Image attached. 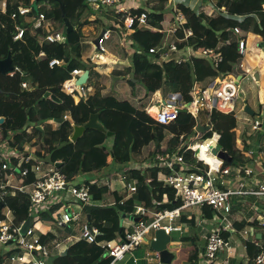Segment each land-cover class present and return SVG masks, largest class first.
Listing matches in <instances>:
<instances>
[{"label": "trees", "instance_id": "trees-1", "mask_svg": "<svg viewBox=\"0 0 264 264\" xmlns=\"http://www.w3.org/2000/svg\"><path fill=\"white\" fill-rule=\"evenodd\" d=\"M3 1L0 0V3ZM5 1L6 11H3L0 6V60H5L11 55L13 66L18 67L22 74L10 76L0 73V118H5V123L0 126V149L6 152L8 150L6 146L9 147L14 136L22 132L28 134L26 131L31 128V134L26 135L29 137L26 139L35 148L34 155L37 161L43 163L46 153L54 165L63 164L60 169L55 167L56 170L66 174L75 182L80 175L102 172L111 164L120 166L129 164L127 171L136 178L133 181L138 188L134 194L137 197L133 196L124 203L118 201L113 205L104 206L100 203L104 193L108 192V187L98 184L90 185V192L97 204L89 214L93 225L99 228L97 244L80 241L70 246L67 254L58 260H65L67 264L70 255H76L75 262L78 264H110L112 259L105 258L106 251L99 244L122 240L121 237L127 233V229L122 226V221L133 216L138 200H142L145 207L152 211L172 210L178 206L174 203V191L159 180V174L170 173L168 169L158 165L149 167L146 169L150 172L148 177L147 172L135 166L152 164L157 153H165L167 150L178 147L181 135H194V127L198 122L203 125L208 123L204 110L199 112L196 119L185 110L181 112L175 123L169 126L158 125L146 110L152 95L162 91L166 96L170 86L173 85L180 90L182 101L189 103L194 100L191 90L195 82L206 87L218 73L223 76L240 75L241 59L238 56L240 38L235 35L234 28H241L243 34L252 32L264 37V0H214L215 6L201 12L195 24L192 25L195 36L188 42L189 46L195 49L210 47L221 51L226 45V59L217 70L218 73L212 68L208 59L199 56L190 58L185 56L187 59L180 65L175 62L163 64L155 62L149 56V49L159 41L162 35L137 29L130 36L133 54L130 56L132 61L129 72H132L133 77H129L127 82L133 89L136 87L133 80L142 82L146 93L143 100H139L136 105L120 101L114 95L102 92L101 82L96 79L99 75L94 69L95 65L92 63L87 65L82 59L85 53L93 49L92 41H87L82 32L83 28L92 24L90 17L94 14L91 10L87 11L86 5V2L91 0H60L65 7L67 18L74 27L69 34L66 32L60 4L56 0L39 2L24 0V7H28L30 13L27 16L18 15L16 19H12V15L18 11L16 0ZM162 4L155 8L156 15H150L151 23L164 21L165 16H160L164 9ZM184 10L190 15L188 9ZM40 14H45L47 19L54 21L51 32L63 34L66 37L65 44H51L45 39V30L35 29L36 20ZM104 18L101 15L95 22L104 26L102 24ZM17 26L25 29L23 39L18 41L15 40ZM184 48V45L180 46L181 50ZM40 52H44L46 57L40 58ZM54 59L63 63L50 67V61ZM78 67H83L90 72L87 89L90 84L95 86V90L92 93L89 92L87 97L80 99L79 102H77L78 94L76 97L64 91V83L72 78V71ZM23 83L28 84V90L23 88ZM47 92L54 94L60 103L45 98ZM93 114H100L101 124L107 132L114 134L112 148L105 145L108 139L107 134L97 130H88L82 138L71 142L74 126L86 124ZM66 117L69 119L64 122H55ZM50 121L52 123H49ZM212 123L213 131L203 134L202 139H208L213 135L218 137V145L233 159L231 164L225 163L226 166L238 167L246 164L245 155L249 146H242L239 142L238 122L234 113L224 114L213 111ZM38 126H41L43 131H39ZM35 137L39 139L38 143L32 142ZM185 157L189 163L195 162L191 153L186 154ZM10 161L11 164L15 163V158L11 157ZM22 167L26 168L28 165L24 163ZM35 179L36 176L30 174L27 181ZM84 184L86 182H81L79 186ZM144 189H148V196ZM166 194L171 198L169 203L163 202ZM6 200L16 224H20L22 220L28 218V215L30 216V207L22 200L21 194L16 197L8 195ZM59 207L61 205L57 204L48 212L41 213L40 219H51L50 212L55 213ZM204 211L209 217L213 215L207 209ZM1 219H4L3 213H0ZM51 222L53 227H60L58 219H51ZM235 226L237 230L247 226L254 227L257 231L264 230V227L258 226L257 222L242 221ZM221 236L229 240L231 233L221 232ZM52 238L54 234L49 231L44 236L43 242ZM177 239L185 244V247L182 246L179 250L184 255L183 261L186 264H201L202 251L197 244L199 237L179 235ZM263 240L264 237L258 243H247L248 261L240 262V264H254L256 256L264 251V245L261 244ZM179 260L182 259L178 257L174 264H183ZM230 263L237 264L234 256ZM130 264L133 263L130 262Z\"/></svg>", "mask_w": 264, "mask_h": 264}, {"label": "built area", "instance_id": "built-area-1", "mask_svg": "<svg viewBox=\"0 0 264 264\" xmlns=\"http://www.w3.org/2000/svg\"><path fill=\"white\" fill-rule=\"evenodd\" d=\"M165 1L173 6L170 10L173 17L168 27H163L162 21L155 24L150 22V15L155 13V8L163 3L162 0H91L92 7L96 12L100 14L103 12L114 13L116 21H109V25L112 27H105L106 31L98 49L92 43L95 53L88 61L95 65V69L99 66L102 68L109 66V61L104 60L109 54V48L105 42L110 43L114 34H119L120 45L124 46L123 42L138 29L162 35L159 41L149 49V56L159 64L175 62L180 65L187 58L199 56L208 59L215 71L221 68L226 59V45L221 51L210 47L195 49L188 45V42L195 36L192 25L195 24L194 22L197 21L201 12L213 6L215 1L185 0L184 2L179 1V3L175 0ZM192 3L195 4L193 7L191 6ZM184 9H188L190 15ZM17 10L12 15V19H16L18 15L27 16L30 13V9L24 6L18 7ZM94 17L92 18L93 22L97 20ZM50 23L51 20L47 19L45 14H40L36 20L35 29L45 30V39L49 43L65 44L66 37L59 32L52 33L53 24ZM24 32V28L17 26L15 40H22ZM234 33L240 38L238 40V56L242 60L247 53L246 40L242 36L243 30L241 28L235 27ZM182 45L185 46L184 50L180 49ZM259 54H262L261 49H259ZM39 57L44 58L46 54L40 52ZM62 63L63 61L54 59L50 61V67L59 66ZM239 68L240 70L243 69V64ZM17 73L22 74V71L15 67L9 75L14 76ZM82 73L83 70L74 69L72 78L64 83V91L67 94L76 97L78 94L77 102L80 99H85L89 93L88 82L76 86V80L81 77ZM236 76V74L223 76L218 73L216 78L206 87L195 82L191 90L194 100L189 103L168 99L162 91L154 94L146 110L156 124L169 126L175 123L181 112L185 110L195 119L199 112L204 110L207 114L208 123L203 125L198 122L194 127V135H181L178 147L167 150L168 152L165 153H157L153 158V163L146 164L149 165L148 167L158 165L169 170V174H159V180H162L168 188L174 191V203H177L178 206L172 210L152 211L148 210L145 205H136L137 220L123 235L124 239L121 237L122 240L120 241L113 240L99 244L106 251L105 258L112 259L110 264H127V261L137 264L138 259L135 252L144 244H150L155 240L154 234L158 230H164L170 236L175 233L182 235L184 226L180 223L181 218L185 215L184 211L194 207H199L202 211L207 209L212 212L213 220L219 224L214 232L209 233L202 240L201 264H230L231 258L238 250L239 242H241L236 238V234L245 239L244 243L242 242L244 250H246L248 242L258 243L257 234L263 235V233L255 232L257 230L254 227L237 230L235 225L247 219L248 216L252 217L251 213H255L256 207L251 203L253 199H261L264 202V165L258 168L259 161H257L255 165L226 166V162L217 153H214L220 147L218 137L213 135L208 139H202L203 134L197 129L198 125L201 124L209 126V132L213 131V111L224 114L234 113L239 130L249 126L251 128L249 131L256 133L264 128V121L251 118L252 116L245 112V106L239 111L236 110L241 85V81ZM71 84L75 87H72ZM22 86L28 90L27 83H23ZM158 103H162V106L155 105ZM242 112L247 117H242L240 115ZM66 119L68 118L66 117ZM26 149H34L33 155L29 156L30 151L20 152L19 155L22 154L24 158L22 163L11 164L10 158L14 156L10 157V153H0V213L4 215V219L0 220V264H57L63 253L70 248V243L75 239L74 237H67L61 242L55 243V239L59 236L56 234L54 238L44 243L43 238L47 233L37 231L34 227L32 214L38 216L56 207L57 204L62 206L64 201H67V196L73 198L75 203L81 204L82 208L84 206L96 207L90 192V185L97 182L96 179H90L86 184L79 186L78 180L75 182L56 169L42 172V163H39L34 155L35 148L31 144H27ZM188 153H191L194 163H189L186 160L185 155ZM203 153L212 156L215 162H218L216 166L207 163L201 157ZM255 155L256 152L251 150L247 157L251 159ZM33 161H35L36 166L31 168ZM24 163L28 167L23 168ZM136 168L140 167L136 166ZM30 174H34L36 179L28 182L27 179ZM127 180L126 176L122 177L124 184ZM127 191L128 195L131 196L138 191L135 182L134 184H127ZM18 194L22 195V200L30 207V216L28 215V218L22 220L20 224L15 223L13 212L9 209V204L6 203L8 195L16 197ZM163 202L169 203L171 198L166 194ZM66 203L68 204L70 201ZM236 207L238 208L235 210ZM148 213L152 215L151 220L145 219ZM236 213L241 214V216ZM231 215L236 216L233 221L228 220V216ZM28 219H30V226L23 233V227ZM57 219L59 226L68 227L70 224L79 221L80 216L79 213L75 212H73V216L64 213L62 217L58 216ZM248 222H257L258 226L264 227V222H260L258 218H251ZM252 229H254V237L248 239L247 237L252 234ZM221 232L231 233L230 239L225 240L221 236ZM99 235V228L94 226L91 221V223L84 225L78 240L88 244H97V236ZM53 242L55 243L54 250L57 251L56 255H53L52 250H50V244ZM154 255L155 258L148 254V260L157 262L159 259L156 254ZM253 263L264 264V251L256 256Z\"/></svg>", "mask_w": 264, "mask_h": 264}, {"label": "rangeland", "instance_id": "rangeland-1", "mask_svg": "<svg viewBox=\"0 0 264 264\" xmlns=\"http://www.w3.org/2000/svg\"><path fill=\"white\" fill-rule=\"evenodd\" d=\"M4 2L5 1L0 3L1 8H4V4H5ZM86 5H87V11L91 10L96 18H98L101 15L105 17L102 24H105L106 27H112L108 23L109 21H116V16L114 13L103 12L102 14H100L94 11L92 7V3L90 1H87ZM160 16H165L164 21H163V27H168L169 22L173 17V13L170 12V10H163V13H161ZM92 18L93 16L90 17V20H92ZM50 24H54V21H51ZM98 27H99L98 23L95 24L92 21V24L82 29V32L86 36L87 41H89L90 39H92V37L95 36V33L97 32H94V31ZM242 36H246V34H243ZM114 38H117V34H114ZM114 42L115 41H112L110 43L105 42V45L109 47ZM248 42H249L250 49L249 48L247 49L246 56L241 60V64H243V69L240 70V75H243L244 78L241 81L239 96H238L237 103H236V110L239 111L243 106L246 105L245 103H247L255 111V116H252L251 118L260 119L264 121V39L257 38V36L254 37L253 35V36L248 37ZM123 43H124L123 47L119 43H114L111 45V48L108 50L110 54L109 58L111 59H109L108 57L104 58V60L109 61L110 65L105 66L104 68H102V66H99V68H97L96 70V73L99 76H103V78L98 76V78L96 79L100 80L99 82H101V85L103 87L102 92L106 94L109 93L111 95H114L120 101H126L133 105H136V103L139 102V100H143V97L146 93L145 92L146 89L144 85L142 84V82H138L136 79L133 80L136 86L134 89L127 82L128 78L132 76V72L130 73L129 71H130V64L132 61L130 56L133 54V48H131L132 43L129 39H126ZM259 49L263 50V55H258ZM94 53H95L94 48L93 49L91 48L87 53H85V56L82 58L85 64L91 65V62L88 60H90V58L92 57ZM78 69L83 70V73L81 74L82 76L86 69L83 67H78ZM103 72H107V73H103ZM256 73H259V76H260L259 81L255 78ZM79 78L80 77H78L77 80ZM73 86L74 85H72V87ZM90 87L92 88V90H95L94 89L95 86L93 84H90ZM169 90L170 91H168L166 94L168 99L179 101V102L182 101L180 90H178L176 86H173V85L170 86ZM153 95L151 97L149 104L152 101ZM155 105L158 107H161L162 103H158ZM240 115L242 117H247V115L243 112ZM239 126H240V123H239ZM250 129L251 128L249 126L242 127L241 131L244 132V135H242V137L246 136L247 139L250 138V140L254 142L256 140L255 133H251V132H250L251 134L247 133V131ZM28 134H31V132ZM19 136L22 137L23 135L19 134ZM26 138H29V137L26 136ZM243 140L244 138L242 139V141ZM113 143H114V137H110V138L108 137L105 145L108 148H112ZM6 148L9 149L10 145L9 147L6 146ZM41 165L43 167V170L46 172H49V170L55 168L54 167L55 165L48 160L43 162ZM148 166L145 165V166H139V167L142 168L143 172H147V176L149 177L150 172L146 171V169L149 168ZM128 168H129V164L125 166H120L118 164H111L109 167L105 168L103 172L92 173V175L90 174L91 179H95L96 176L102 173L103 175L106 176V178H110L108 182L104 185L105 187H108L109 190L108 192L104 193L102 202L100 203L101 205H104V206L111 205V203L113 202L112 201L113 198L115 197L121 198V196H123L125 193L128 195L127 184H134V181H133L134 175L130 171H127ZM123 176H126L128 179L126 181V184H124L122 181ZM103 180H104V177L101 178V181ZM116 192H118L119 194H114ZM66 200L70 201V203L67 204L66 203L67 201H64L63 205L59 207V209L56 210L55 213L50 212L49 218L57 220V217L58 216L62 217L64 213H67L73 216V212H75V213H79L80 219L79 221L74 223V226L70 224L68 227L67 226L58 227L59 236H57V238L55 239V243H57V241L61 242L63 239L69 236H73L75 237V239L79 238L81 236V229L84 227V225L91 223V220L88 219L89 212L86 210L85 206L82 208L81 204L75 203L74 199L71 198L70 196H67ZM251 203L256 207L255 213H251V216H253V218H258L260 222H264V202L263 200L253 199ZM237 208L238 207H236L235 210ZM184 214L185 215L182 216L183 219L180 221V223L184 226V233L182 235H180L179 233L172 234L171 237L172 239L173 238L176 239L179 235L180 236H185V235L186 236L187 235L198 236L199 240L197 244L199 246V250H201V243H202L203 238L207 236L209 233L214 232L215 229L218 228L219 224L218 222H215L213 220V215L211 213H210L211 217H209L206 215L205 211H202L201 208L199 207L187 209L186 211H184ZM32 215H33L32 219L34 222V227L37 229L38 232H45L47 227L51 228V226L53 225V222H51V219L41 218V221H40L41 215H38V216L34 214ZM238 215L241 216V214H238ZM235 218H236L235 215L228 216V220L230 221H233ZM128 219L129 221L133 222L135 218L133 216H130V218ZM70 229H72V231H70ZM252 236L254 237V229H252V234L249 235L247 238L253 239ZM236 238H238L239 241L244 243L245 239L240 237L238 234H236ZM55 243L53 242L50 244V250H52L53 255L57 254V251L54 250ZM176 243H181V245L185 247V244H183L180 241ZM150 244H149V248H151ZM261 244L264 245V240L261 242ZM72 245L73 244H70L71 247ZM175 247L176 246L173 243H170L168 245V249L170 251L177 253V259L179 257L180 259H182L179 261L183 264H186L183 261L184 255H182L178 251V248H175ZM76 258H77L76 255L74 256L70 255L67 264H78L77 262H75ZM155 263L156 261L152 262V264H155ZM57 264H66V262L65 260H60L58 261Z\"/></svg>", "mask_w": 264, "mask_h": 264}, {"label": "crops", "instance_id": "crops-1", "mask_svg": "<svg viewBox=\"0 0 264 264\" xmlns=\"http://www.w3.org/2000/svg\"><path fill=\"white\" fill-rule=\"evenodd\" d=\"M5 1V0H4ZM32 1H34V0H32ZM163 1V10H172V5H170V4H167L166 3V1L165 0H162ZM177 3H179V1H182V2H184L185 0H175ZM165 2V3H164ZM5 3V8H2V10H6V1L4 2ZM25 2H24V0H16V4L18 5V7H23V6H25V4H24ZM166 4V5H165ZM160 5V4H159ZM195 4L194 3H192L191 4V6L193 7ZM215 6V2H214V4H213V6H210V7H214ZM159 7V6H158ZM209 7V8H210ZM209 8H207L208 10H209ZM263 8H264V6H263ZM216 9V8H215ZM97 22H95V24H96ZM98 25H99V27L94 31V32H97V33H95V36L94 37H92V39H90L89 41H91L92 40V43H93V40H95L97 37H99L100 36V34L102 33V30H104L105 29V27L106 26H101L99 23H98ZM105 25V24H104ZM244 33V32H243ZM246 33V37L245 36H243L244 37V39L246 40V45H247V49L249 48L250 49V46H249V42H248V37H250V36H253L254 35V37H256L257 36V38H261V39H264V37H262L261 35H256L255 33H252V32H245ZM127 39H129L130 40V38L128 37ZM236 39H238V37L236 38ZM112 41H115L114 43H119L120 44V35L119 34H117V38H113L112 39ZM111 41V42H112ZM114 43H112V44H114ZM111 44V45H112ZM111 45L108 47L109 49L111 48ZM123 47V46H122ZM132 48V47H131ZM110 54H108V58L110 57L109 56ZM258 55H263V50H262V54H259V50H258ZM109 59H111V58H109ZM95 69V68H94ZM97 69H95V71H96ZM103 73H107V72H103ZM106 77H108V76H106ZM101 78H103V76H101ZM100 80H98V82H99ZM88 91L90 92V93H92L93 92V90H92V88L91 87H89L88 88ZM68 119H69V117H68ZM49 123H52V121H50ZM43 129V128H42ZM31 131H30V129L28 130V133H30ZM238 133H239V142H240V144L242 145V146H249V150L247 151V153H246V159H247V163L246 164H251V165H255L256 163H257V161H259V164H258V168H261L262 167V165H264V128L262 129V130H260L259 132H256L255 133V135H256V140L254 141V142H252L251 140H250V138H248L249 139V141H248V139H247V137L246 136H243L242 137V135H244V132L243 131H241V130H239L238 129ZM247 133L248 134H251L250 133V131L248 130L247 131ZM23 136L21 137V136H19V135H16V136H14L13 137V139L11 140V142L9 143V145H10V148L6 151V152H4V153H2L1 152V149H0V153L1 154H7V153H10V157L11 156H14V158H15V163L16 162H18V163H22V161H23V155H19V153L20 152H28V151H30V153H29V156L30 155H33L32 153H33V151H34V149H26V145L27 144H29L28 142H27V139H26V135H28V134H25V132H22L21 133ZM244 138V140L242 141V139ZM32 142H39V139L37 138V137H35L33 140H32ZM31 144V143H30ZM32 145V144H31ZM251 150H254L255 152H256V155L253 157V158H248L247 157V154L251 151ZM47 154L45 153V157H44V160H43V162H45L46 160H48V161H50V157L47 155ZM19 157H20V159H19ZM51 162V161H50ZM35 161H33L32 162V164H31V168L33 167V166H36L35 164ZM52 163V162H51ZM12 164H14V162L12 163ZM133 166H135V165H133ZM138 166V165H137ZM55 167V166H54ZM136 167V166H135ZM41 168H42V172H46V171H44L43 170V167L41 166ZM54 169H56V168H53V169H51V170H54ZM50 171V170H49ZM103 172V171H102ZM92 175V174H91ZM102 177H104V180L103 181H101V178ZM91 178H90V175H80L79 176V178H78V182L79 183H81V182H87V181H89ZM95 179H97V180H95L97 183L96 184H98V185H100V186H104L107 182H108V180L110 179V178H106V176L105 175H103V173L102 174H99L98 176H96V178ZM134 180H136V178H133ZM140 189V188H139ZM141 191H142V188H141ZM144 192H145V194H147V196H148V189H144ZM114 194H119L118 192H116V193H114ZM137 197V196H135V195H127L126 193L123 195V196H121V198L120 197H115V198H113V202L111 203V205H113L114 203H117L118 201L120 202V201H122L123 203L124 202H126V201H128L130 198H132V197ZM117 201V202H116ZM139 201V203H138V205H140V206H143L144 205V202L142 201V200H138ZM102 202V201H101ZM97 205V204H96ZM149 210V209H148ZM151 213H148V214H146V216H145V219L146 220H151L152 219V215H150ZM133 216H134V218H136V219H134V221L135 220H137V215H136V213L134 212V214H133ZM237 218H239V217H237ZM251 218H253V216L252 217H250V216H248L247 217V219H245L246 220V222H248V220H251ZM88 219L89 220H91L90 219V216H88ZM244 220V221H245ZM133 221V222H134ZM133 222H131V221H129V219L127 218V219H125L124 221H122V226L123 227H125L126 229H127V231L129 230V228H130V226H131V224L133 223ZM248 223H250V222H248ZM71 225H73L74 226V223H72ZM247 227H250V226H247ZM246 228V227H245ZM49 231H52V233L54 234V235H56V234H58V231H59V229H58V227L56 228V227H53V225L51 226V228L50 227H47V229H46V231L45 232H41V233H48ZM70 231H72V229H70ZM81 231H82V229H81ZM255 232H257V233H263L264 234V230L263 229H261L260 231H255ZM156 233V232H155ZM154 236H155V234H154ZM172 236V235H171ZM69 237H73V236H69ZM74 239H75V237H74ZM251 239V238H250ZM81 241V240H80ZM79 240H78V238H76L75 240H73V242L72 243H70V244H76V243H78V242H80ZM116 241H119V240H116ZM176 242H178V239L176 238ZM173 243V244H175V248H178V251L180 250V248L182 247V245H181V243ZM238 249L239 250H236V252H235V254L233 255L234 256V258H236V260H237V264H240V262H245V263H247V261H248V257H247V255H246V250H244V244L242 243V242H239V245H238ZM174 250H176V249H174ZM68 251V250H67ZM66 251V252H67ZM238 251V252H237ZM171 252H173V251H171ZM174 254H175V260H177V253L176 252H173ZM64 254V253H63ZM67 254V253H66ZM148 254H151V256L153 257V258H155V253L153 252V250H152V248H149V244H144L143 246H141L139 249H138V251L137 252H135V256H136V258L138 259V263L137 264H146V261H149L148 259H149V257H147V255ZM64 256V255H63ZM232 256V257H233ZM107 257V256H106ZM175 260H174V262H173V264L175 263ZM155 261V260H154ZM128 263L127 264H130V262L129 261H127ZM150 262V264H152V262L153 261H149ZM157 263V262H156ZM155 263V264H156ZM158 264V263H157ZM231 264V263H230Z\"/></svg>", "mask_w": 264, "mask_h": 264}, {"label": "water", "instance_id": "water-1", "mask_svg": "<svg viewBox=\"0 0 264 264\" xmlns=\"http://www.w3.org/2000/svg\"><path fill=\"white\" fill-rule=\"evenodd\" d=\"M42 1V0H37V2ZM57 2H59L60 4V8H61V12H62V17L64 19V23H65V27H66V32L69 34L74 30V27L72 26L70 20L67 18L66 15V11H65V7L63 5V3L60 0H56ZM105 29L102 30V33L100 34L99 37H97L94 41H93V45L98 49L99 45H100V41L103 37V35L105 34ZM15 67L13 66V60H12V56L9 55L5 60H0V73L3 75H7L10 72L14 71ZM90 77V72L89 71H85L84 74L77 80V86L86 84L89 80ZM244 78L243 75H238L237 79L242 81ZM255 78L259 81L260 80V76L259 73L255 74ZM45 98H50L55 102L60 103V100L51 92H47L45 95ZM245 112L248 113L250 116H254L255 111L248 105H245ZM99 117L100 114H93L91 115L89 121L84 124V125H76L74 126L73 129V134L71 136V142H76L77 140H79L80 138H82L85 134L86 131L88 130H97L101 133H105L107 134L108 137H113L114 134L111 132H107L105 127L101 124V122L99 121ZM66 120V118L62 119V120H56L55 122H64ZM5 123V118L1 117L0 118V126H2ZM37 129L39 131H43L41 126H38ZM198 131L201 132L202 134H205L207 132H209L210 127L209 126H203L201 124L198 125ZM110 152H112V150H110ZM214 153H217V155L224 160L226 163L231 164L233 159L232 157L225 151H223L221 149V147H218ZM62 163H56L55 167L57 169H60L62 167ZM87 211L92 212L95 207H86ZM122 216L124 217V214H122ZM30 226V219H28L23 227V233L26 232V230L29 228ZM264 236L261 234H257V239L261 240ZM122 239H124V236H122ZM176 239L173 238L168 235L164 230H158L155 233V240H153L151 242V248L153 250V252L157 255L158 259L157 263L158 264H173L174 260H175V254L173 252H171L168 249V245L170 243H175ZM67 252H64V256L66 255ZM156 263V264H157ZM146 264H150L149 261H146Z\"/></svg>", "mask_w": 264, "mask_h": 264}, {"label": "bare ground", "instance_id": "bare-ground-1", "mask_svg": "<svg viewBox=\"0 0 264 264\" xmlns=\"http://www.w3.org/2000/svg\"><path fill=\"white\" fill-rule=\"evenodd\" d=\"M77 85H79V84H77ZM223 106H225V105H223ZM201 157L203 159H205L207 163L213 164L214 166H216V164L218 163L217 161L215 162V159L212 156H209L205 153H203ZM157 159H158V157H157Z\"/></svg>", "mask_w": 264, "mask_h": 264}, {"label": "clouds", "instance_id": "clouds-1", "mask_svg": "<svg viewBox=\"0 0 264 264\" xmlns=\"http://www.w3.org/2000/svg\"><path fill=\"white\" fill-rule=\"evenodd\" d=\"M86 71H88V70H86ZM77 82V81H76ZM154 96V95H153ZM165 96V95H164ZM149 105V104H148ZM67 120V119H66ZM31 129V128H30ZM29 130V129H28ZM28 130L26 131V132H28ZM176 234V233H175Z\"/></svg>", "mask_w": 264, "mask_h": 264}]
</instances>
